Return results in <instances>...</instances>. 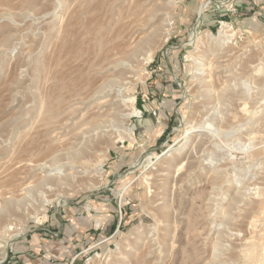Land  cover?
<instances>
[{"label":"rangeland","instance_id":"374dc122","mask_svg":"<svg viewBox=\"0 0 264 264\" xmlns=\"http://www.w3.org/2000/svg\"><path fill=\"white\" fill-rule=\"evenodd\" d=\"M0 264H264V0H0Z\"/></svg>","mask_w":264,"mask_h":264},{"label":"bare ground","instance_id":"6f19581e","mask_svg":"<svg viewBox=\"0 0 264 264\" xmlns=\"http://www.w3.org/2000/svg\"><path fill=\"white\" fill-rule=\"evenodd\" d=\"M196 131H200V129H191V130H189L188 133H192V132H196ZM201 131H202V130H201Z\"/></svg>","mask_w":264,"mask_h":264}]
</instances>
